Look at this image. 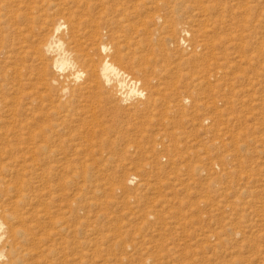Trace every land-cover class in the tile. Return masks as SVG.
<instances>
[{
    "label": "rangeland",
    "instance_id": "1",
    "mask_svg": "<svg viewBox=\"0 0 264 264\" xmlns=\"http://www.w3.org/2000/svg\"><path fill=\"white\" fill-rule=\"evenodd\" d=\"M43 11L75 20L69 106L11 89ZM103 44L142 97L90 78ZM0 72L15 264H264V0H0Z\"/></svg>",
    "mask_w": 264,
    "mask_h": 264
},
{
    "label": "bare ground",
    "instance_id": "2",
    "mask_svg": "<svg viewBox=\"0 0 264 264\" xmlns=\"http://www.w3.org/2000/svg\"><path fill=\"white\" fill-rule=\"evenodd\" d=\"M66 14H67V20H66L67 23L65 25L68 26V29L64 35L60 34L61 30L63 29L62 23L52 20L50 14L47 11H43L42 14H39V16L37 17L38 18L37 26L35 25L36 27H33L32 25L31 27L32 32L33 30L35 31L33 32L35 33V35L34 36L32 35V37L29 40L30 44H28L27 47L25 45L23 46L25 50L19 52L20 54H23L22 57L26 58L27 60H22V59L20 60V58L19 60H17L16 59L17 56H16L14 60L15 65H16V60L17 62L20 61L21 66L19 67L21 68H17L16 66L12 67L13 66L12 65L11 66L12 68H9L7 71V74H9V76L12 77L11 78L13 81L12 83H14L13 85H11V89L14 93H18V92L21 93L20 89L23 86L19 88L20 83L23 82L22 85H30L29 84L30 82L35 81L34 82L35 86L40 87L41 90L43 89L44 91H48L47 97L49 96L48 95L49 91L53 89L52 94L53 96L56 97V103L59 106L61 105L60 103L61 99L64 100L65 98L68 97V101L67 102L65 101V104H68V106L71 100H73L72 97L73 90H69L70 87L66 88V86L63 85L60 86L61 88L54 89L53 85H57V80L54 77L52 78L49 77L51 72L60 73L64 69H67L66 71L69 72L68 79L71 80L70 83L71 82L75 83L81 78V75L83 74V72L76 65V59H79L78 56L80 55V53L78 52L79 51L78 39H76L77 35L75 34V30H74L75 20L72 14L70 13H66ZM37 18L35 20H37ZM25 26L27 27L28 25L25 24ZM182 33L183 36L180 38V41L184 44H187L189 42V36L184 30ZM35 36L37 38H35ZM98 47L100 49V53L104 56L106 55V57L101 60L99 68H95V65L93 64L94 63L93 60L88 59L87 72L89 73L90 78L93 76L95 77L96 74H99L100 80H102L103 84H105L107 87L112 85L113 94L118 95L119 98H121L124 102L127 99L129 100L131 96H133L134 99L135 98L139 99L140 97H142L144 95L143 91H141L136 87L137 83L132 78L128 77L124 71L119 69V67H116L114 63H111L109 60H107L108 57L111 56L112 54L110 51L112 49L109 50L110 46L108 47L107 45L103 44V45H97V48ZM91 49L92 48H90L89 51H91ZM6 54L7 53H5V55ZM82 56L83 57L87 56V53L83 54ZM119 59L121 60L122 57H120ZM129 86L132 87L131 91L128 90ZM0 88H3L2 84H0ZM27 88L31 89L32 87L27 86ZM13 99L15 103L18 102V97H14ZM55 107L57 109V106ZM7 154L9 155V152ZM129 179L130 178L127 179V182L129 181ZM15 263H16L15 251L14 248H12L11 241L9 240L8 233L6 232L4 220L0 216V264H15Z\"/></svg>",
    "mask_w": 264,
    "mask_h": 264
}]
</instances>
